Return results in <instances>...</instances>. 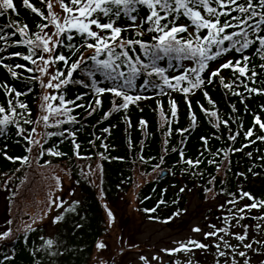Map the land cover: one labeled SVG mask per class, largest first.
<instances>
[{"label": "trees", "instance_id": "1", "mask_svg": "<svg viewBox=\"0 0 264 264\" xmlns=\"http://www.w3.org/2000/svg\"><path fill=\"white\" fill-rule=\"evenodd\" d=\"M13 2L17 11L13 13L9 10L11 18L19 20L22 24H28L32 31H38L35 26L41 23V16L25 7L22 0H13ZM31 3L47 15V8L41 4V0H31ZM140 14L144 15L145 12L141 11ZM43 22L47 23V21ZM180 22L185 21L182 18ZM6 23L8 17H0V26ZM120 23L124 25L126 21L122 19ZM143 27L146 29L147 26ZM14 30L5 29V31ZM135 33L134 28H129L122 35L131 39H151V34L146 30L142 37L136 36ZM11 39H19V34ZM73 43L79 45V38ZM135 47L139 51V46ZM0 49H4L0 51V58L18 73L17 77H12L0 66V84L6 83L23 93L19 97L14 93L6 97L5 89L0 87V104L12 99L14 103L20 101L27 104L30 109V114L17 109L23 115V118L17 119L21 127L26 129L24 135H17L14 124L0 131V193H6L8 221H11L7 230L9 228L12 230L9 237L0 240V264H35L37 260L40 264H53V262L92 264L97 243L107 231L105 202H114L133 184L136 185L137 175H151L148 180L137 186L136 191L138 210L147 219L158 217L149 220L165 221L169 220L170 216L174 218L173 213L177 210L180 213L185 210L186 194L193 191L204 200L215 196L221 201L220 205H224L219 227H225L226 218L228 224L233 225L228 211L231 205L226 203L231 199L229 193L238 195V189H243L250 192L257 200L264 199V172L258 169V166L264 169V141L255 139V136L264 135V132L258 125L253 127L254 115H259L264 122V108H261V105H264V95H249L242 86H238L235 90L243 93L242 102L241 97L234 95L217 79L212 85L193 89L187 94L186 99L183 92L165 88L161 93L159 88L144 85V77L139 75L136 77L134 87L128 92L146 98L129 104L127 110L112 111L111 115L103 118L104 113L112 108L113 95L105 93L101 96L102 106L89 115L88 113L91 112L89 104L94 102V91L83 85L71 84L66 92L63 89H54L52 93L65 94L66 99L71 100L81 96L76 103L82 104V108L68 105L73 107L72 115L75 116V122H67L66 117H57L66 121L57 126L50 117L46 126L42 121L37 122L38 117L43 115L42 87L38 80L31 78L40 76V73L28 72V67L36 66L22 57L10 55L13 51L27 54L26 46L14 45L5 48L3 42H0ZM61 50L68 51L66 48ZM81 51H85V55H90L92 50L81 49ZM254 51L255 49L252 48L246 54L251 56ZM234 58H239V54L232 53L212 61L210 67L214 69L225 59ZM40 63L37 60V65ZM252 63L258 65L264 61L256 56ZM17 64H24L26 67L16 68ZM159 64L169 75L180 74L184 66L183 61L170 60L168 57ZM58 66L61 70L65 68L62 62ZM251 66L250 64L249 67ZM222 75L226 83L233 79L231 69L222 70ZM73 76L79 80L82 73L77 71ZM97 76L102 85L111 84L99 73ZM152 79L155 80V77ZM246 82L249 86L261 87L264 83V75H261L259 82L254 85L252 81ZM205 91L208 92L213 103L210 104L209 99L204 96ZM170 100L176 102L175 116L172 115ZM51 103L57 104L58 101ZM116 103H122V100L116 98ZM201 106L216 111L221 121L227 120L229 123L226 126L221 124L219 128L215 127L216 118L206 115ZM24 119H31L33 123L25 124ZM141 120L146 124L142 125ZM38 126L42 127L39 133ZM32 128L36 129L35 133L31 132ZM248 128H253L255 134L253 137L244 136ZM65 129L75 132V142L80 146L78 150L72 143L73 137L65 132ZM104 129L108 131L105 132ZM185 129L187 131H182ZM62 132L63 135L60 134ZM229 133H239V135L235 141H231L228 139ZM28 135L33 140L39 141V144H32L24 138ZM201 137L207 138L206 146ZM249 140L252 143H249ZM48 149L62 155L50 154ZM42 151L43 155H41ZM77 151L79 155L76 154ZM5 152L12 157L26 156L28 160L27 162L8 160L4 156ZM249 153L252 155L250 156ZM141 156L144 158L143 161L140 159ZM188 159H199L201 163L192 167L186 163ZM211 160L220 164L219 171L216 164L209 163ZM157 165L159 167H156ZM163 169L169 170V174L159 179L158 175ZM240 173L244 175L241 176ZM213 176L216 177L215 181H212ZM65 177L72 179L78 186L80 196L56 212V215L62 214L64 219L54 223L53 232L49 233L40 219L52 208V200L57 196L61 188L60 182ZM181 188L184 189L183 192L180 191ZM206 188L212 191L206 192ZM73 201L79 203L73 204ZM250 202L245 199L243 203ZM33 206L36 209L32 210ZM70 206L74 207L75 211L67 210ZM153 208L156 209L155 212L145 211ZM245 212L246 215L240 225L232 226L231 230L242 233L244 231L242 225H248L249 238L246 242L252 243L256 241L254 236L256 233L264 235V230L256 229L257 224H261L264 229V221L258 218L264 216V212L259 208L246 209ZM249 214L254 217V221L248 219ZM42 237L54 239L56 244L53 250L60 254L49 257L41 248L44 243ZM226 239L232 244L238 243L234 237H226ZM216 243L222 245L221 241ZM34 249L38 250L35 256L31 254ZM210 249L203 253L208 256L207 264H213L215 256L214 245ZM221 250L229 251L223 247ZM237 259L241 261V258L237 257ZM221 264H223L222 260Z\"/></svg>", "mask_w": 264, "mask_h": 264}, {"label": "snow or ice", "instance_id": "2", "mask_svg": "<svg viewBox=\"0 0 264 264\" xmlns=\"http://www.w3.org/2000/svg\"><path fill=\"white\" fill-rule=\"evenodd\" d=\"M55 2H58L62 9V18L53 10L54 0H41V4L47 8V15L32 4L31 0H22L25 7L38 13L42 18L41 23L35 26L38 31H32L28 24H22L19 20L11 18L9 10L13 13L17 11L13 0H0V17H8V23L0 26V42H3L5 48L14 45L26 46L27 54L13 51L10 55L22 57L25 61H30L32 65L36 66L35 68L28 67L27 71L40 73V76L31 78L38 80L42 89H63L66 92L69 85L78 84L93 90L94 102L89 104V108H91L89 115L102 106L101 96L105 93H111L113 101L111 110L105 112L103 118L111 115L112 111L127 110L129 104L146 98L128 92L134 87L136 77L139 75H143L144 85L159 88L161 93L165 88L180 91L185 94L186 99L187 94L193 89L212 85L217 79L226 89L241 97L242 102L243 93L235 90L238 86H242L249 95H264V83L261 84V87H256L249 86V83L246 82L252 81L254 85L259 82V77L264 75V63L258 65L252 63L256 56L264 61V0H55ZM141 11H144L145 14L141 15ZM182 18L185 21L183 23L180 22ZM122 19L126 21L124 25L120 23ZM43 21H47V23ZM144 25L147 26L146 29L143 27ZM50 26L51 31H46ZM129 28H134L138 37H142L146 30L151 34V39L125 38L122 33L127 32ZM5 29L15 30L5 31ZM17 34H19V39H11ZM76 38L80 40L79 45L73 43ZM137 45L139 51L135 47ZM62 48H66L68 51L64 52L61 50ZM252 48L255 49L254 53L251 56L246 54ZM81 49L92 51L90 55H85V51H81ZM0 51H4V49H0ZM232 53H238L239 58L225 59L218 67L214 69L210 67V62ZM165 57L189 63L183 66L180 74L169 75L166 69L159 64ZM37 60L41 62L39 65H37ZM61 62L65 65L64 70L58 66ZM250 64L251 67H249ZM0 66L6 69L12 77L18 76L13 67L5 63L2 58H0ZM15 67L24 68L26 65L17 64ZM224 69H231L233 79L230 82H225V77L222 75ZM206 70L207 74L205 75ZM77 71L82 73L79 80L73 76ZM98 73L111 84L102 85L97 76ZM153 77L155 80L152 79ZM0 87L5 89L6 97L13 93L16 97L23 94L6 83L0 84ZM204 96L209 99L210 104L213 103L207 91L204 92ZM116 98H120L122 103H116ZM80 99L81 96L71 100L66 99L65 94L42 92L43 104L41 107L46 110V113L38 117L37 122L42 121L48 126L51 117L54 119L55 125L59 126L66 121L57 117H66L67 122L74 123L73 107H83L82 104L76 103ZM51 101H58V103L52 104ZM169 103L172 106V115L175 116L176 102L170 100ZM68 105L73 107H68ZM201 107L206 115L216 118L215 127L219 128L221 124L226 126L229 123L227 120L221 121L216 111ZM18 108L30 114L28 105L23 102L14 103L12 99H7L4 104H0V131L10 124H14L17 135H24L26 129L21 127L17 119L18 117L23 118L22 112L17 111ZM261 108H264V105H261ZM253 121V127L258 125L259 129L264 132V122L261 117L254 115ZM23 122L25 124L33 123L31 119H24ZM140 123L146 124L143 120ZM35 131V128L31 129L32 133ZM64 131L73 137L72 143L78 150L80 146L75 142V132L68 129ZM104 131L107 132L108 129H104ZM182 131H187V129ZM60 134L63 135V132ZM237 135L239 133H229L228 139L235 141ZM254 135L253 128H248L244 132L246 138ZM24 138L32 144H39V141L33 140L30 135ZM255 139L264 141V135L255 136ZM201 140L205 146L208 144L207 138L201 137ZM249 143L252 141L249 140ZM47 151L53 155H62V153L53 152L51 149ZM76 154L79 155V152L77 151ZM41 155H43V151ZM249 155L252 154L249 153ZM4 156L12 161L27 162L28 160L26 156H8L7 152L4 153ZM181 157L183 158V152H181ZM140 159L143 161L144 158L141 156ZM186 163L195 167L201 161L188 159ZM209 163L216 164L217 171L220 170V164L215 160H211ZM239 175L243 176L244 173ZM215 179L216 177L213 176L212 181ZM180 191L183 192L184 189L181 188ZM205 191L211 192L212 189L206 188ZM229 196L231 199H228L226 203L231 205L228 211L231 214L233 225H229L226 218L225 227L218 228L213 224L209 226L210 231L203 232L205 239L215 238V240L221 241L222 245L213 240L203 243L189 238L187 242L175 241L177 247L161 249V251L168 254L181 251L187 253L191 252L192 248H197L208 252L211 250L210 245H214L216 251L213 264H221V260L223 264H240L237 257L241 258L242 264H252L250 252L254 255L264 256V240L257 241L261 245L260 248H254L252 243L246 242L249 238L248 225H242L244 228L242 233L231 230L232 226L240 225L246 215V209L259 208L261 212H264V199L257 200L250 192L243 189H238V195L229 193ZM245 199L251 202L243 203ZM78 203L79 201H73V204ZM52 204L60 206L55 199L52 200ZM220 207L223 208L224 205H220ZM105 209L109 221H111L113 213L107 208V205H105ZM233 209L235 210L233 211ZM67 210L75 211V208L70 206ZM145 211L155 212L156 209H146ZM178 215H180L179 210L173 213V216ZM258 218L264 221V216ZM62 219H64L63 215L58 214L53 218V223H58ZM149 219H158V217H149ZM168 219H172V216ZM256 229L264 230L261 224H257ZM11 231L9 228L0 233V240L9 237ZM192 231L199 233L203 230L195 226ZM226 237H234L238 243L232 244ZM41 239L44 240L41 248L47 252L49 257L60 254L53 250V246L56 244L54 239H44L43 237ZM104 247L106 245L102 242L97 243L98 249ZM222 247L229 251L221 250ZM37 251L34 249L31 254L35 256ZM139 259L144 264H150L145 256H140ZM152 259L159 261L161 258L154 255ZM35 264H40V261L37 260ZM176 264H180V262L177 261ZM183 264H192V260L187 259ZM259 264H264V260H261Z\"/></svg>", "mask_w": 264, "mask_h": 264}, {"label": "rangeland", "instance_id": "3", "mask_svg": "<svg viewBox=\"0 0 264 264\" xmlns=\"http://www.w3.org/2000/svg\"><path fill=\"white\" fill-rule=\"evenodd\" d=\"M53 10L62 18V9L55 0ZM46 31H51V26ZM188 63L185 62V64ZM53 90L43 88L42 92L52 93ZM42 113H46L43 108ZM41 129L42 127L38 126V133ZM150 177L151 175H137L136 185L133 184L127 192L122 193L114 202H105L107 208L113 213V219L109 221L106 212L107 231L100 240L106 247L96 248L92 264H144L139 259L140 256H145L150 264H176L177 261L183 264L187 259H191L192 264H207L208 256L203 255L206 252L197 248H192L191 252L187 253L181 251L172 254L163 252L161 249L177 247L175 241L187 242L189 238L203 243H208L209 240L217 242L212 237L205 239L203 232L210 231L209 226L213 224L219 228L220 219L222 218L221 201L215 196L204 200L198 196L197 192H189L186 194L185 210L180 215L164 222L147 220L137 208L136 191L137 186ZM60 187L55 197L56 203L60 206L52 205V208L47 210L46 214L42 215L40 219L49 233L53 232V218L56 212L68 202L80 196V190L72 179L65 177L61 180ZM34 209L36 207L33 206L32 210ZM8 219L6 193H0V233L7 230ZM195 226L200 227L203 231L193 232L192 229ZM254 236L256 241L252 242L253 247L260 248L261 245L257 241L264 240V235L261 236L256 233ZM211 247L213 245H210ZM154 255H158L161 259L159 261L153 260ZM249 256L252 264H259L264 258V256L254 255L251 252ZM240 264H242V260Z\"/></svg>", "mask_w": 264, "mask_h": 264}, {"label": "water", "instance_id": "4", "mask_svg": "<svg viewBox=\"0 0 264 264\" xmlns=\"http://www.w3.org/2000/svg\"><path fill=\"white\" fill-rule=\"evenodd\" d=\"M167 174V172H163L161 175H160V177H162V176H164V175H166Z\"/></svg>", "mask_w": 264, "mask_h": 264}]
</instances>
